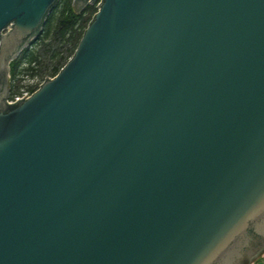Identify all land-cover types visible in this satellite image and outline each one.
Listing matches in <instances>:
<instances>
[{"label":"water","instance_id":"obj_1","mask_svg":"<svg viewBox=\"0 0 264 264\" xmlns=\"http://www.w3.org/2000/svg\"><path fill=\"white\" fill-rule=\"evenodd\" d=\"M58 1L0 0V264L258 258L264 0H102L10 104V63Z\"/></svg>","mask_w":264,"mask_h":264},{"label":"trees","instance_id":"obj_2","mask_svg":"<svg viewBox=\"0 0 264 264\" xmlns=\"http://www.w3.org/2000/svg\"><path fill=\"white\" fill-rule=\"evenodd\" d=\"M79 1L59 0L35 33L34 47L24 49L10 63L9 93L19 91L25 75H41L43 72L38 65L42 64L45 72L51 68V76H55L74 54L94 13L93 7H83ZM40 50L43 52L40 53ZM43 56H47L45 62L40 60Z\"/></svg>","mask_w":264,"mask_h":264},{"label":"built area","instance_id":"obj_3","mask_svg":"<svg viewBox=\"0 0 264 264\" xmlns=\"http://www.w3.org/2000/svg\"><path fill=\"white\" fill-rule=\"evenodd\" d=\"M101 3H102V0H96L95 4H91L89 2L86 6L93 7V9H94L93 16H94L95 13L100 9L99 5ZM10 29H11V26L6 28L4 30V33L9 32ZM31 46H32V42L26 48H30ZM53 77L54 76H48V78H53ZM23 78H24L23 79V85L20 87L19 91L15 92V93H9V96L7 99L8 103H10V104L16 103L18 100L22 99L27 93H29L27 98L31 97L33 95V93L36 92L40 88L42 83L47 79V77L40 78L38 75H31V74H27Z\"/></svg>","mask_w":264,"mask_h":264},{"label":"rangeland","instance_id":"obj_4","mask_svg":"<svg viewBox=\"0 0 264 264\" xmlns=\"http://www.w3.org/2000/svg\"><path fill=\"white\" fill-rule=\"evenodd\" d=\"M34 44V43H33ZM32 44V46L30 47V48H33L34 47V45ZM40 49V48H39ZM43 51H41L40 50V53H42ZM64 55H67L66 53H64ZM46 58H47V56L46 57H41V61H43V62H45L46 61ZM38 69H40V71L41 72H43L41 75H39V77L40 78H45V76L46 75H49V76H51V75H53V73L51 72L52 71V69L51 68H49L46 72L44 71V69H43V66H42V64H40V65H38ZM264 253V251L261 253V254H263ZM260 256V255H259ZM258 256V257H259ZM257 259V258H256ZM256 259H254V260H256ZM253 261V260H252ZM251 261V262H252ZM250 262V263H251ZM254 264H264V261L263 260H260L259 262H255Z\"/></svg>","mask_w":264,"mask_h":264},{"label":"flooded vegetation","instance_id":"obj_5","mask_svg":"<svg viewBox=\"0 0 264 264\" xmlns=\"http://www.w3.org/2000/svg\"><path fill=\"white\" fill-rule=\"evenodd\" d=\"M254 244H255V249L262 247L264 245V237H258L255 240Z\"/></svg>","mask_w":264,"mask_h":264},{"label":"crops","instance_id":"obj_6","mask_svg":"<svg viewBox=\"0 0 264 264\" xmlns=\"http://www.w3.org/2000/svg\"><path fill=\"white\" fill-rule=\"evenodd\" d=\"M260 260L264 261V253L260 254V256L256 260H253L250 264H254L255 262H259Z\"/></svg>","mask_w":264,"mask_h":264}]
</instances>
